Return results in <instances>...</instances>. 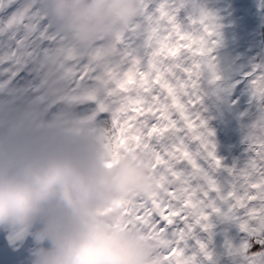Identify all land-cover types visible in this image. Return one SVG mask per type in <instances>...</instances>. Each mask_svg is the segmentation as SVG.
<instances>
[{"label":"snow or ice","instance_id":"snow-or-ice-1","mask_svg":"<svg viewBox=\"0 0 264 264\" xmlns=\"http://www.w3.org/2000/svg\"><path fill=\"white\" fill-rule=\"evenodd\" d=\"M255 15L261 28L229 45L208 0H141L89 42L46 0H0V148L88 134L143 152L156 189L120 212L165 264H264V0Z\"/></svg>","mask_w":264,"mask_h":264},{"label":"clouds","instance_id":"clouds-1","mask_svg":"<svg viewBox=\"0 0 264 264\" xmlns=\"http://www.w3.org/2000/svg\"><path fill=\"white\" fill-rule=\"evenodd\" d=\"M53 17L89 42L141 13V0H46ZM147 156L109 151L93 136L39 134L0 148V233L31 241L27 264H165L159 244L126 226L122 201L156 189Z\"/></svg>","mask_w":264,"mask_h":264},{"label":"rangeland","instance_id":"rangeland-1","mask_svg":"<svg viewBox=\"0 0 264 264\" xmlns=\"http://www.w3.org/2000/svg\"><path fill=\"white\" fill-rule=\"evenodd\" d=\"M208 3L223 17V23L225 24L224 37L226 43L229 45H238L241 36L245 33V31H248L251 35L256 33L261 28L260 17L255 15L257 0H208ZM249 16H252L255 19L254 28H249ZM220 134L223 135V140H225V132L223 130H218L217 132V139L221 143V150H223V142L222 139H220ZM233 146L234 145H230L229 147ZM0 243L5 244V247L8 249L7 255L1 257L4 258L5 261L8 260L6 257L8 258L11 255H13V260H15L17 258L16 253L20 249H26L23 264H27V257L31 247L30 240L20 247L10 244L9 239L6 237H4ZM2 263L3 262H1V264Z\"/></svg>","mask_w":264,"mask_h":264},{"label":"trees","instance_id":"trees-1","mask_svg":"<svg viewBox=\"0 0 264 264\" xmlns=\"http://www.w3.org/2000/svg\"><path fill=\"white\" fill-rule=\"evenodd\" d=\"M220 139H222V142L224 141L223 139V135L222 134H220ZM221 152H223V150H221ZM5 237V235L3 234V233H0V241L3 239ZM16 246V245H15ZM0 247H5V244H3V243H0ZM6 259H8V260H4V258H1L0 257V264H1V262H3L2 264H9V260L11 259V260H13V255H11V256H9L8 258L6 257Z\"/></svg>","mask_w":264,"mask_h":264}]
</instances>
